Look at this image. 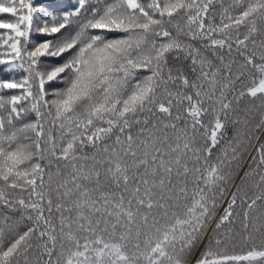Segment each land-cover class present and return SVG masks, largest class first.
Segmentation results:
<instances>
[{"label": "snow or ice", "instance_id": "obj_1", "mask_svg": "<svg viewBox=\"0 0 264 264\" xmlns=\"http://www.w3.org/2000/svg\"><path fill=\"white\" fill-rule=\"evenodd\" d=\"M0 264H264V0H0Z\"/></svg>", "mask_w": 264, "mask_h": 264}]
</instances>
